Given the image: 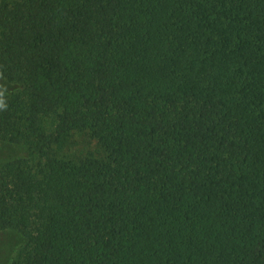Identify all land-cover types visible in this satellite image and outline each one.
<instances>
[{
	"label": "trees",
	"instance_id": "trees-1",
	"mask_svg": "<svg viewBox=\"0 0 264 264\" xmlns=\"http://www.w3.org/2000/svg\"><path fill=\"white\" fill-rule=\"evenodd\" d=\"M0 76L11 264H264V0H0Z\"/></svg>",
	"mask_w": 264,
	"mask_h": 264
},
{
	"label": "rangeland",
	"instance_id": "rangeland-1",
	"mask_svg": "<svg viewBox=\"0 0 264 264\" xmlns=\"http://www.w3.org/2000/svg\"><path fill=\"white\" fill-rule=\"evenodd\" d=\"M15 84L7 82L0 76V91L16 90ZM87 143L83 138H78L74 146L70 147L66 153L74 152L73 154L79 153L84 150ZM22 147L15 144L0 141V158L20 157L24 155ZM23 243V237L14 230H8L4 233H0V264H11L13 257L15 256L17 249Z\"/></svg>",
	"mask_w": 264,
	"mask_h": 264
},
{
	"label": "clouds",
	"instance_id": "clouds-1",
	"mask_svg": "<svg viewBox=\"0 0 264 264\" xmlns=\"http://www.w3.org/2000/svg\"><path fill=\"white\" fill-rule=\"evenodd\" d=\"M2 97H3V92H2V91H0V108H3V107H5V105L3 104Z\"/></svg>",
	"mask_w": 264,
	"mask_h": 264
}]
</instances>
